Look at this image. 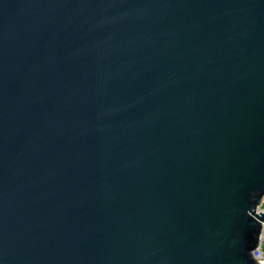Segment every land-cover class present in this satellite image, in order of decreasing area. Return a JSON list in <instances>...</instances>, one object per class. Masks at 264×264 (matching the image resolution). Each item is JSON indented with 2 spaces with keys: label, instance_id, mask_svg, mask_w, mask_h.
<instances>
[{
  "label": "water",
  "instance_id": "obj_1",
  "mask_svg": "<svg viewBox=\"0 0 264 264\" xmlns=\"http://www.w3.org/2000/svg\"><path fill=\"white\" fill-rule=\"evenodd\" d=\"M264 0H0V264H263Z\"/></svg>",
  "mask_w": 264,
  "mask_h": 264
},
{
  "label": "built area",
  "instance_id": "obj_2",
  "mask_svg": "<svg viewBox=\"0 0 264 264\" xmlns=\"http://www.w3.org/2000/svg\"><path fill=\"white\" fill-rule=\"evenodd\" d=\"M264 212V198L260 205L257 207V212ZM252 256L264 264V222L262 223V228L259 236V244L252 251Z\"/></svg>",
  "mask_w": 264,
  "mask_h": 264
}]
</instances>
